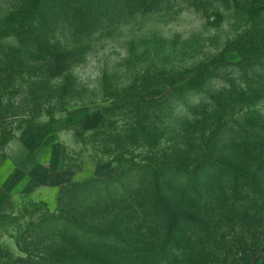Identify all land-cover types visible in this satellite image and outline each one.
I'll list each match as a JSON object with an SVG mask.
<instances>
[{
	"label": "rangeland",
	"instance_id": "rangeland-1",
	"mask_svg": "<svg viewBox=\"0 0 264 264\" xmlns=\"http://www.w3.org/2000/svg\"><path fill=\"white\" fill-rule=\"evenodd\" d=\"M182 1L114 0L103 14L98 13L100 4L92 7L83 0L50 4L56 38L65 37L67 48L62 45L54 57L43 61L34 53L23 55L22 69L29 70L7 82L0 95V137L6 139L0 147V253L10 252L18 258L16 264H52L45 259L53 253V242L35 244L34 239L42 229L37 227L42 212L58 208L61 186L114 175L153 150L141 140L131 139L123 146L114 142L112 133L124 129L138 113L134 104L123 99L144 100L139 117L158 123L182 113L181 90L202 86L196 83L203 72L226 79L210 81L207 88L212 96L228 81L240 83L235 81L238 72L222 63L240 59L243 50L236 49L247 48L249 41L263 36L264 11L247 13L236 6L226 11L211 8L205 3L208 0ZM236 1L239 6L246 4V0ZM0 2L7 12L26 5L25 0ZM23 35L34 49V22L31 28L25 26ZM205 98L203 103L211 102L209 96ZM201 101L193 93L183 100L190 106ZM261 109L264 112V104ZM200 129L192 132L173 125L155 150L185 167L197 157H215L212 131ZM245 195L230 201L229 213L227 203L228 215L216 228L213 222L219 219V210L212 208L210 198L202 202L204 214L184 223L162 246L135 242L117 249L130 254L115 261L65 264H264L263 216H255V211L248 216L232 214L248 203ZM213 215L211 221L205 218ZM18 240L27 243L23 245L27 252ZM246 243L258 248L257 257L245 258ZM179 246L186 247L185 260L177 251Z\"/></svg>",
	"mask_w": 264,
	"mask_h": 264
},
{
	"label": "trees",
	"instance_id": "trees-1",
	"mask_svg": "<svg viewBox=\"0 0 264 264\" xmlns=\"http://www.w3.org/2000/svg\"><path fill=\"white\" fill-rule=\"evenodd\" d=\"M54 1L25 0L24 7L17 6L8 12L0 2V95L7 82L29 70L22 69L23 55L35 54L42 61L47 60L61 51L63 44L69 43L62 41L65 38L62 35L56 38L58 29L50 19V4ZM113 1L83 0V4L92 7L100 4L98 13L103 14L109 12ZM186 1L189 2L183 0L182 3ZM245 2L239 6L236 0L205 1L211 8L226 11L235 6L247 13L264 11V0ZM32 22L34 49L23 39L25 26L30 24L31 28ZM248 43L247 48L239 46L236 49L238 52L243 50L240 59L222 63L238 72L239 77L235 81L240 80V83L228 81V85L215 91L218 95L212 96L207 88L210 81L221 79L226 82V79L215 73L203 72L196 83L202 86H187L181 90L178 98L183 111L174 120H158L156 123L153 119L139 117L144 112L141 106L144 100L123 99L134 104L138 113L124 129L112 133L114 142L123 146L122 142L131 139L134 143L141 140L153 150L114 175L90 177L61 186L58 208L42 212L37 223V227L42 229L36 233L34 243L50 240L54 244L50 251L53 253L45 260L52 264L71 261L108 263L128 256L130 252L122 254L116 250L130 248L135 242L151 241L155 245L170 242L184 223L195 221L196 216L201 217L202 202L210 198L213 200L212 208L219 210V219L213 222V228L231 212L233 205L230 201L238 199L242 193L246 194L245 198L241 197L248 203L232 214L248 216L255 211V216H263L264 219V112L261 109L264 104V34ZM63 46L67 48L68 45ZM188 93L198 95L202 101L195 106L187 105L183 100ZM206 96L211 102L203 103ZM173 125L192 132L198 128H201V133L212 131L211 147L218 154L215 157L212 154L197 157L189 167L176 164L170 157H162L155 150L157 143ZM222 126L224 134L219 136ZM4 140L0 137V147ZM226 150L228 154L224 155ZM205 179L207 183H203ZM228 202L227 213L225 207ZM205 218L211 221L214 215ZM136 219L139 221L134 224ZM25 244L18 240L20 249L27 252ZM177 251L184 260L187 258L186 247L179 246ZM243 251L247 260L258 256V248L253 249L247 243ZM2 252L0 264L19 261L10 252Z\"/></svg>",
	"mask_w": 264,
	"mask_h": 264
}]
</instances>
